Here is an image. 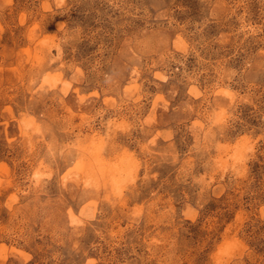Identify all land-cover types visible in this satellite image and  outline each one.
Returning <instances> with one entry per match:
<instances>
[{"label":"rangeland","instance_id":"1","mask_svg":"<svg viewBox=\"0 0 264 264\" xmlns=\"http://www.w3.org/2000/svg\"><path fill=\"white\" fill-rule=\"evenodd\" d=\"M0 264H264V0H0Z\"/></svg>","mask_w":264,"mask_h":264}]
</instances>
